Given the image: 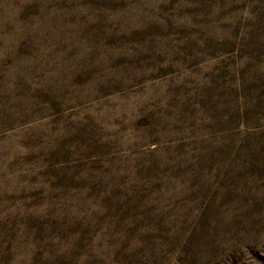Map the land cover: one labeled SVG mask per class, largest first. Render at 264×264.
Segmentation results:
<instances>
[{
	"label": "rangeland",
	"instance_id": "1",
	"mask_svg": "<svg viewBox=\"0 0 264 264\" xmlns=\"http://www.w3.org/2000/svg\"><path fill=\"white\" fill-rule=\"evenodd\" d=\"M0 264H264V0H0Z\"/></svg>",
	"mask_w": 264,
	"mask_h": 264
}]
</instances>
